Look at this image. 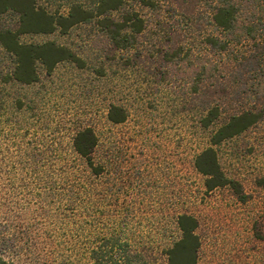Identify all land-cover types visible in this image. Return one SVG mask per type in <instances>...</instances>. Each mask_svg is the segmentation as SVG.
<instances>
[{"label":"rangeland","instance_id":"374dc122","mask_svg":"<svg viewBox=\"0 0 264 264\" xmlns=\"http://www.w3.org/2000/svg\"><path fill=\"white\" fill-rule=\"evenodd\" d=\"M169 1L190 22L158 25L143 9L148 21L139 44L114 55L90 25L21 35L22 42L54 40L85 62L61 61L50 72L37 64L30 84L4 81L12 59L0 47V249L8 260L92 264L90 253L109 249L105 242L114 238L141 254L138 264H167L165 250L179 236L176 217L186 213L197 220L196 264H264V115L214 146L244 200L228 186L207 190L194 167L211 131L230 114L264 110V75L235 73L234 82L231 55L209 52L217 75L196 82L192 52L206 53L202 36L214 32L207 6ZM40 2L66 12L58 1ZM14 25L13 16L0 15V27ZM178 46L179 59L162 56ZM213 103L220 116L203 127L200 118ZM112 106L125 112L122 122L108 119ZM85 127L97 138L91 156L98 173L72 147Z\"/></svg>","mask_w":264,"mask_h":264},{"label":"trees","instance_id":"16d2710c","mask_svg":"<svg viewBox=\"0 0 264 264\" xmlns=\"http://www.w3.org/2000/svg\"><path fill=\"white\" fill-rule=\"evenodd\" d=\"M58 1L65 5L66 12L51 10L40 0H0V15L10 14L15 18V25L0 27V47L11 57L12 69L4 76V81H15L30 84L38 79L37 64L47 72L61 61H69L77 66L84 65V60L71 48L54 40L39 43L22 42L23 34H50L58 31L67 33L78 25H90L98 32V40L111 48L105 51L114 55L116 52L130 51L139 44L141 35L147 27V18L143 9L150 15L155 24L168 22L178 23L189 21L186 16H180L169 0H44ZM207 6V21L214 32L202 36V49L206 53H193L197 61L189 63L196 82H202L216 77L218 64L208 56L209 52L229 53L231 60L236 62L233 71L234 82L243 73L251 75L259 71L264 75V0H204ZM178 16V17H176ZM190 22V21H189ZM248 44L247 50H239L238 45ZM179 46L171 53L164 51L162 56L168 61L179 59ZM204 51V52H205ZM162 57V58H163ZM195 72V71H194ZM255 75V74H254ZM232 76V74H231ZM198 77V78H197ZM246 80V78H245ZM247 83V82H246ZM239 84V83H237ZM245 85V83H243ZM220 105L217 103L205 106V113L200 118V125L209 127L219 118ZM264 110L251 108L230 114L227 119L216 126L210 133L209 146L201 150L194 158L195 169L204 176L207 190L228 186L233 193L244 200L245 194L241 184L227 177L218 162L215 145L225 139L236 136L257 123ZM113 123L125 119V112L118 106H112L107 114ZM97 138L91 128L85 127L76 132L72 140L74 151L84 160L92 172L101 171V166H95L92 152ZM176 227L179 236L165 250L167 264H196L199 238L195 232L197 220L186 213L176 217ZM109 249L98 248L90 253L92 264H138L143 260L141 254H132L126 243L108 238ZM116 244V247H113ZM0 249V264H15L3 256ZM144 264V262L142 263Z\"/></svg>","mask_w":264,"mask_h":264}]
</instances>
